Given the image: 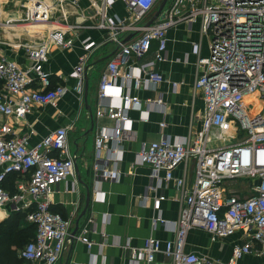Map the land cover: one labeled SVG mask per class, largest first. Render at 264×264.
<instances>
[{"label": "built area", "instance_id": "1", "mask_svg": "<svg viewBox=\"0 0 264 264\" xmlns=\"http://www.w3.org/2000/svg\"><path fill=\"white\" fill-rule=\"evenodd\" d=\"M32 1L27 19L45 26L48 40L26 46L32 65L23 67L2 54L0 31V115L23 118L33 106L55 105L68 87L55 83L45 66L50 43L66 49L73 47L75 31L80 27L106 32V41L113 42L116 49L100 76L95 115L114 119L115 126L96 133L95 169L103 177H117L120 173L123 123L129 119V109L153 101L128 90L120 95L119 104H108L104 99L109 89L120 77L128 87L161 83L164 77L157 65L167 57L169 29L180 23L191 26L200 22L202 32L210 37V53L198 55L203 72L194 81L195 90L202 93L205 101L201 130L193 140L162 136L143 143L138 153L139 162L150 166V177L156 181L150 183L146 194L157 189L161 178L174 181L178 191L174 199L180 203L178 219L170 221L161 215L154 219L172 225L174 237L163 240L149 236L141 246L127 241L125 247L134 260L153 262L162 253L173 264H240L246 255L264 256V0H167L149 26L146 23L160 0H88L84 9L91 12V23L76 24L69 22V10L77 12L81 0ZM117 2L122 3L123 12L116 7ZM56 10L61 12L58 21L53 22ZM132 33L134 36L124 42ZM94 45L91 36L82 39L84 53L71 71L74 89L81 99ZM198 50L196 43L195 51ZM150 52L153 57L141 64L143 74L122 72L121 67L128 65L131 56L141 60ZM158 103L165 108L162 99ZM249 103L252 105L247 109ZM142 119L146 120V115ZM165 124L163 117L160 126ZM11 133V124L0 121V206L7 201L17 203L37 226L35 237L21 249V256L57 264L70 239L71 220L51 209L50 194L55 185L74 174L77 154L70 151L69 128L59 126L33 145L25 137ZM110 141L117 143L115 149L109 148ZM103 150L108 152L105 158L101 156ZM190 159L195 160V174L188 187L185 175L176 176L174 172ZM110 164L113 169H107ZM13 172L20 177L17 191L10 194L4 183ZM246 182L243 192L228 188L231 183L240 188L239 183ZM165 198L156 197L154 208L159 209ZM193 228L208 232L214 241L236 234L239 241L226 258L190 251L186 242ZM78 239L89 249L96 244L87 232Z\"/></svg>", "mask_w": 264, "mask_h": 264}, {"label": "crops", "instance_id": "2", "mask_svg": "<svg viewBox=\"0 0 264 264\" xmlns=\"http://www.w3.org/2000/svg\"><path fill=\"white\" fill-rule=\"evenodd\" d=\"M87 5L88 0H81L77 12L69 10V22L91 23V12L84 9ZM116 5L123 12L122 3L117 2ZM52 19L55 22L54 16ZM6 24V21H2L0 25V31L4 34L2 54L14 59L20 66L30 67L32 60L27 55L26 46L48 40L46 28L27 27L29 31L25 32L18 30V24L14 23L16 27ZM11 28L15 31H5ZM75 32L76 42L69 49L50 43L49 60L45 65L55 83H62L68 87L66 94L55 105L49 103L33 106L23 118L0 115V121L11 124L10 135L25 137L29 145L35 144L59 126L69 128V145L71 138L74 137L75 150L73 151L70 145V151L77 154L75 162L79 170L78 172L74 170L72 176L55 185L50 194L51 207L71 220L70 239L57 264H173L172 260L162 253H158L153 262L145 259L134 260L131 258L130 250L125 247L127 241L132 246H141L144 239L149 236L163 240L173 238L172 225L155 222L154 219L161 215L164 219L175 221L180 212V203L174 199L178 191L173 180L161 178L157 189L146 194L150 183L156 181L150 177V166L139 162L138 153L143 143L158 140L162 136L178 141L193 140L197 137L202 127L205 101L202 93L195 90L194 81L203 72L202 65L198 63V55L206 56L210 53V37L202 32L199 21L191 26L188 23H180L172 27L168 31L167 57L157 65L164 77L161 83L149 82L139 88L128 87L120 77L118 83L109 89V95L104 99L108 104H119L120 95L128 90L143 99L151 98L153 101L144 103L140 108L129 109V119L123 123V152L118 161L120 173L117 177H103L95 169L96 133L101 128L112 129L115 120L95 115L100 76L111 57L103 62L97 61L112 54L116 45L106 41L107 33L102 30L80 27ZM86 36H91L95 45L89 55L87 94L85 86L81 99L74 89L75 78L71 71L84 53L82 39ZM196 43L199 44L198 52L195 51ZM152 57V52L141 60L131 56L128 65L122 66L121 70L143 74L141 64ZM158 99L165 102V108L158 103ZM90 110L93 111L94 120L90 116ZM143 115H146V120L142 119ZM163 117L166 124L161 127ZM92 127L90 133L86 134ZM89 137L92 138L91 146L86 142ZM81 140H84L83 143ZM116 147V142H109V148ZM107 154L108 152L103 150L101 156L105 158ZM113 168L112 164L107 166V169ZM194 170L195 160L190 159L181 164L174 173L176 176L185 175L187 186L190 187L194 179ZM84 183L92 187V195L89 214L80 219L87 200ZM229 186L235 184L231 183ZM239 186L244 188L245 183H239ZM161 195H165L166 198L161 201L160 208L155 209L154 200ZM25 211L27 210L20 208L17 203L7 201L0 206V222L17 217L19 212ZM17 220L18 227L11 233L14 235H9L4 241L11 243L10 257L15 255L19 258L22 257L20 254L22 246L27 241V233L21 229L27 225L23 217H17ZM26 220L30 222L28 218ZM76 227L78 230L73 235ZM82 232H87L96 242L91 249L78 239ZM238 236L239 234H236L227 239L214 241L208 232L193 228L188 232L186 249L226 258L230 255L233 244L239 241ZM252 256L264 257L249 254L241 259L240 264H253ZM26 261V264H47L43 259Z\"/></svg>", "mask_w": 264, "mask_h": 264}, {"label": "trees", "instance_id": "3", "mask_svg": "<svg viewBox=\"0 0 264 264\" xmlns=\"http://www.w3.org/2000/svg\"><path fill=\"white\" fill-rule=\"evenodd\" d=\"M20 175L17 172L10 173L7 177L4 185L6 189L9 191L10 194H14L17 191L16 188V181L19 179ZM52 210L57 211L56 209ZM59 212V211H58ZM17 217H23L26 227H23L21 230L23 232H26V238L27 241L25 245L32 240L37 231V226L34 223L28 222L27 219V211L21 213L19 212ZM17 217L9 218L8 220L4 222H0V264H26V259L24 257H17L14 255V257H10L12 248L11 243H5L4 239L7 238L15 229L18 227V220ZM12 234L11 236H13ZM24 245V246H25ZM24 246H22L24 248Z\"/></svg>", "mask_w": 264, "mask_h": 264}, {"label": "rangeland", "instance_id": "4", "mask_svg": "<svg viewBox=\"0 0 264 264\" xmlns=\"http://www.w3.org/2000/svg\"><path fill=\"white\" fill-rule=\"evenodd\" d=\"M57 1V0H56ZM161 1V0H160ZM159 1V3H160ZM33 3L32 0H0V20L1 21H10V23H15L18 24V30L22 31H29L27 28V25L30 24L29 20L27 19L28 13L30 11V7L32 6L31 4ZM158 3V4H159ZM158 6V5H157ZM55 8V7H54ZM58 9V8H56ZM61 12V11H60ZM60 12L56 10L54 17H55V22L58 21V18L60 16ZM28 21V22H27ZM16 30V31H18ZM5 31H15V29L11 28L9 30ZM4 34L2 33V36ZM251 103L248 104L247 109H250ZM73 136V135H71ZM73 138H71L70 145L72 150H75V144L73 142ZM84 140H81V143H83ZM86 142L91 146L92 143V138H88ZM244 181V180H243ZM248 185V183H245ZM236 186V185H235ZM235 186H229V190L233 189H239V187ZM246 190V189H245ZM241 192L244 191V188H240ZM246 192V191H245ZM252 263L253 264H264V257H256L252 256Z\"/></svg>", "mask_w": 264, "mask_h": 264}, {"label": "water", "instance_id": "5", "mask_svg": "<svg viewBox=\"0 0 264 264\" xmlns=\"http://www.w3.org/2000/svg\"><path fill=\"white\" fill-rule=\"evenodd\" d=\"M166 2H167V0H161V1H160V3L158 4V8H157V10L155 11L153 17H152V18L146 23L147 26L151 25V24L154 22V20H155L160 14H161V12H162V10H163V8H164ZM36 3L39 4V3H40V0H36ZM134 34H135V33H132V34L128 35V36L125 38L124 42L129 41V40L134 36ZM112 54H113V52H112ZM112 54H110V55H108V56H106V57H103V58L99 59V60L97 61V63L105 61L108 57H111ZM87 87H88V75L86 76V93H85V94H87ZM86 98H87V97H86ZM90 113H91L90 116H91L92 120H94V114H93V111L90 110ZM92 129H93V127H92L89 131H87L86 134H89L90 131H91ZM75 170H76L77 172H78V170H79L78 165H77L76 162H75ZM84 185L86 186V189H87V200H86V206H85L84 210L82 211V213H81V215H80V219H81L83 216H86V215L89 214L88 210H89V207H90V199H91V195H92V187H90L89 185H87V184H85V183H84ZM77 230H78V227H76V229L72 232V234L75 235L76 232H77Z\"/></svg>", "mask_w": 264, "mask_h": 264}, {"label": "bare ground", "instance_id": "6", "mask_svg": "<svg viewBox=\"0 0 264 264\" xmlns=\"http://www.w3.org/2000/svg\"><path fill=\"white\" fill-rule=\"evenodd\" d=\"M10 26L11 27H16V25L14 23H10ZM28 28L30 29H43L45 26H41V25H38V24H35V23H30L27 25Z\"/></svg>", "mask_w": 264, "mask_h": 264}]
</instances>
